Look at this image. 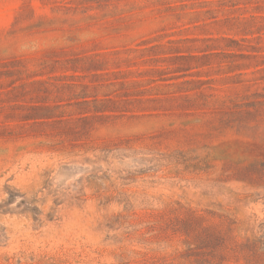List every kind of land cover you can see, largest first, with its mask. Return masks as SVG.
<instances>
[{"label":"rangeland","instance_id":"obj_1","mask_svg":"<svg viewBox=\"0 0 264 264\" xmlns=\"http://www.w3.org/2000/svg\"><path fill=\"white\" fill-rule=\"evenodd\" d=\"M0 264H264V0H0Z\"/></svg>","mask_w":264,"mask_h":264}]
</instances>
